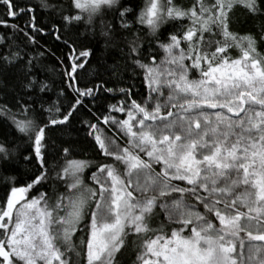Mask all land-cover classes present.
I'll list each match as a JSON object with an SVG mask.
<instances>
[{"label": "snow or ice", "instance_id": "1", "mask_svg": "<svg viewBox=\"0 0 264 264\" xmlns=\"http://www.w3.org/2000/svg\"><path fill=\"white\" fill-rule=\"evenodd\" d=\"M0 7V264H264V0ZM105 94L95 158L56 144Z\"/></svg>", "mask_w": 264, "mask_h": 264}, {"label": "trees", "instance_id": "2", "mask_svg": "<svg viewBox=\"0 0 264 264\" xmlns=\"http://www.w3.org/2000/svg\"><path fill=\"white\" fill-rule=\"evenodd\" d=\"M139 2V0H138ZM33 5L38 3V0H32ZM3 8L0 7V14H2ZM11 23H21L19 20H11ZM46 22V18H45ZM4 29L0 28V32H3ZM40 39V45L41 48L38 49L39 51H43L44 49L50 50L49 52H45V58L43 59V62L47 65L49 71V75L51 77L50 82H55L56 84H59L61 80L60 73L62 71L61 65L59 64V60L63 59V53L66 51V49L62 46L60 42H57L53 40L50 37H41ZM95 53L94 56L91 58V65L92 68L90 69V74L86 79L94 78L96 75V72L99 71L101 77L103 79H108V73H106L103 68H101L102 64H111L112 58L116 57V54L114 52H111L109 50H105L102 46V44L95 45ZM35 54V53H33ZM234 55H237L238 52H234ZM67 62L65 61V66ZM3 77L0 76V79ZM109 87L113 86L111 84L108 85ZM137 89L141 92H143V88L140 86L139 83L136 85ZM66 95L68 96V99L64 101L65 106H67L68 103L72 102L71 98L73 96V93L70 89H66ZM55 99V96L52 97ZM2 102V101H0ZM115 101L111 99L110 94H105L100 96L95 101V106H93V103L90 102V98L86 99L84 101L86 107L81 108L78 112L74 113V119L72 120L71 126L68 129H61L60 131L54 132L53 140L56 142V144L62 143L64 140H72L77 142L80 146L86 147L89 153V158H95V154L91 151L90 146L88 145V139L86 138V126L83 124L84 120H91L92 122H96L95 119L92 116V113H96V115H99L100 112L105 108L107 103H114ZM89 109H91V112H89ZM130 255V253H129Z\"/></svg>", "mask_w": 264, "mask_h": 264}, {"label": "rangeland", "instance_id": "3", "mask_svg": "<svg viewBox=\"0 0 264 264\" xmlns=\"http://www.w3.org/2000/svg\"><path fill=\"white\" fill-rule=\"evenodd\" d=\"M158 170V169H157Z\"/></svg>", "mask_w": 264, "mask_h": 264}]
</instances>
